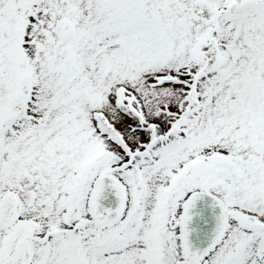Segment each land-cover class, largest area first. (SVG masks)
<instances>
[{"label": "snow or ice", "instance_id": "obj_1", "mask_svg": "<svg viewBox=\"0 0 264 264\" xmlns=\"http://www.w3.org/2000/svg\"><path fill=\"white\" fill-rule=\"evenodd\" d=\"M0 264H264V0H0Z\"/></svg>", "mask_w": 264, "mask_h": 264}]
</instances>
